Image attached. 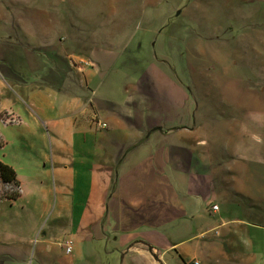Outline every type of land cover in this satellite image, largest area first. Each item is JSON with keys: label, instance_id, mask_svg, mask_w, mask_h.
<instances>
[{"label": "rangeland", "instance_id": "374dc122", "mask_svg": "<svg viewBox=\"0 0 264 264\" xmlns=\"http://www.w3.org/2000/svg\"><path fill=\"white\" fill-rule=\"evenodd\" d=\"M150 65L185 88L193 135L215 165L235 171L216 192L221 220L209 219L206 230L215 228L196 239L216 244L208 264H264V208L234 192L264 188V0H0V124L16 121L6 109L14 100L36 117L40 102L77 96L120 115L140 99L134 87ZM0 135L7 156L36 155L38 140L19 127ZM34 176L17 200L0 197V264H78L79 249L63 246L72 237H61L60 188ZM121 260L109 254L102 264Z\"/></svg>", "mask_w": 264, "mask_h": 264}, {"label": "crops", "instance_id": "0c3cea01", "mask_svg": "<svg viewBox=\"0 0 264 264\" xmlns=\"http://www.w3.org/2000/svg\"><path fill=\"white\" fill-rule=\"evenodd\" d=\"M134 91L140 99L120 115L77 96L60 105L40 102L36 117L14 100L6 109L16 121L1 123L0 130L17 126L22 137L36 138L39 146L31 159L7 156L0 135V161L16 171L20 191L24 183L34 182L35 174L60 188L58 216L67 222L61 237L73 240L63 246L68 255L79 249L73 255L78 264H102L109 254L116 260L121 255V264L130 254L138 255L137 264H167L170 254L184 264H208L215 242L196 239L215 228L206 230L209 219L221 220L216 192L224 179L234 182L235 171L215 165L213 154L193 135L183 86L150 65ZM107 122L112 128L101 132ZM100 123L107 127L99 128ZM258 189L234 192L257 199L264 208V188ZM219 238L227 240L228 232ZM191 252L198 258L185 262Z\"/></svg>", "mask_w": 264, "mask_h": 264}, {"label": "trees", "instance_id": "16d2710c", "mask_svg": "<svg viewBox=\"0 0 264 264\" xmlns=\"http://www.w3.org/2000/svg\"><path fill=\"white\" fill-rule=\"evenodd\" d=\"M7 187V191L0 192V197L15 201L20 195V183L17 179L16 171L8 164L0 161V187Z\"/></svg>", "mask_w": 264, "mask_h": 264}, {"label": "built area", "instance_id": "2783aa9c", "mask_svg": "<svg viewBox=\"0 0 264 264\" xmlns=\"http://www.w3.org/2000/svg\"><path fill=\"white\" fill-rule=\"evenodd\" d=\"M98 127L101 128V129H104V128H106L107 126H106V124H104V123H100V124H98ZM212 209H213V210H216L217 207H216V206H213ZM67 252H68V253L70 252V248H67ZM188 264H198V262H197L196 260H193V261L189 262Z\"/></svg>", "mask_w": 264, "mask_h": 264}, {"label": "water", "instance_id": "95a60500", "mask_svg": "<svg viewBox=\"0 0 264 264\" xmlns=\"http://www.w3.org/2000/svg\"><path fill=\"white\" fill-rule=\"evenodd\" d=\"M179 13V12H178ZM157 129H160V128H157Z\"/></svg>", "mask_w": 264, "mask_h": 264}]
</instances>
